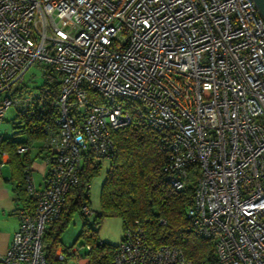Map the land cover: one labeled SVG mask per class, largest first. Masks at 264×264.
I'll return each mask as SVG.
<instances>
[{
    "label": "built area",
    "instance_id": "2783aa9c",
    "mask_svg": "<svg viewBox=\"0 0 264 264\" xmlns=\"http://www.w3.org/2000/svg\"><path fill=\"white\" fill-rule=\"evenodd\" d=\"M10 108L48 117L47 168L39 184L23 168L29 201L0 264H47L46 226L85 161L112 156V132L133 112L166 133L168 182L192 178L188 229L212 240L217 264H264V16L254 0H0V125ZM89 249L59 245L54 256L88 264ZM112 263L191 264L176 246L150 244L138 221Z\"/></svg>",
    "mask_w": 264,
    "mask_h": 264
},
{
    "label": "trees",
    "instance_id": "16d2710c",
    "mask_svg": "<svg viewBox=\"0 0 264 264\" xmlns=\"http://www.w3.org/2000/svg\"><path fill=\"white\" fill-rule=\"evenodd\" d=\"M33 112L29 118L14 116L27 132V139L15 141L0 138L2 150L8 151L17 170V199L29 201L23 180V168L30 166L28 153L19 155L16 147L27 143L31 149L35 141L44 138L42 127L48 118L42 111ZM115 151L100 191L102 216H120L123 229L137 221L144 224L147 241L159 246L169 244L180 248L191 264H217L213 242L192 233L188 229L186 208L192 203V178L182 189H175L166 179L163 167L167 160L166 133L152 129L137 113H132L129 125L112 132ZM41 152V148L39 145ZM31 151V150H30ZM20 157H23L22 159ZM99 163L90 157L83 164L78 183L71 187L65 196L61 212L44 230V252L47 264H62L54 256L61 245V233L75 211L83 216V228L78 237L90 246L87 251L88 264H113V251L116 245L102 242L95 228L87 221L82 207L89 206V181L96 174ZM163 219L165 223H161Z\"/></svg>",
    "mask_w": 264,
    "mask_h": 264
},
{
    "label": "rangeland",
    "instance_id": "374dc122",
    "mask_svg": "<svg viewBox=\"0 0 264 264\" xmlns=\"http://www.w3.org/2000/svg\"><path fill=\"white\" fill-rule=\"evenodd\" d=\"M41 71L36 65L29 67L25 73V79L29 81L31 86L37 85L41 79ZM13 108L6 112V116L0 125V138H9L15 141H24L27 139V132L23 129L21 124H17V120H13ZM40 142V141H35ZM37 143V144H38ZM96 162L99 163L96 174L89 181L88 196L89 207L92 213L87 215L88 224L95 228L99 240L112 245H117L123 233V221L120 216L106 215L102 216L99 223L94 222L96 215L101 212L100 207V191L103 181L105 179L107 170L109 168V158H98ZM32 175L34 181L39 184L42 180V175L47 168L45 153H41L33 158ZM83 228V216L79 211H75L67 226L61 233V245L67 249L79 247L80 254L85 252V243L82 237H78L80 230ZM65 264H75L73 259H68Z\"/></svg>",
    "mask_w": 264,
    "mask_h": 264
},
{
    "label": "crops",
    "instance_id": "0c3cea01",
    "mask_svg": "<svg viewBox=\"0 0 264 264\" xmlns=\"http://www.w3.org/2000/svg\"><path fill=\"white\" fill-rule=\"evenodd\" d=\"M37 143L38 142H34L33 147L28 154L31 168L33 158L40 154V142ZM20 158L22 159L23 157ZM16 185L17 170L15 164L8 151L2 150V145H0V257L6 252L10 245L13 233L18 228V209L21 206L26 205L24 201H18Z\"/></svg>",
    "mask_w": 264,
    "mask_h": 264
},
{
    "label": "water",
    "instance_id": "95a60500",
    "mask_svg": "<svg viewBox=\"0 0 264 264\" xmlns=\"http://www.w3.org/2000/svg\"><path fill=\"white\" fill-rule=\"evenodd\" d=\"M259 12L264 16V0H254Z\"/></svg>",
    "mask_w": 264,
    "mask_h": 264
}]
</instances>
